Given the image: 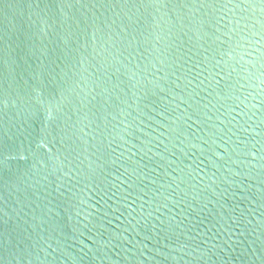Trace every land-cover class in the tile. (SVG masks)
Listing matches in <instances>:
<instances>
[{
  "label": "water",
  "instance_id": "1",
  "mask_svg": "<svg viewBox=\"0 0 264 264\" xmlns=\"http://www.w3.org/2000/svg\"><path fill=\"white\" fill-rule=\"evenodd\" d=\"M0 264H264V0H0Z\"/></svg>",
  "mask_w": 264,
  "mask_h": 264
}]
</instances>
